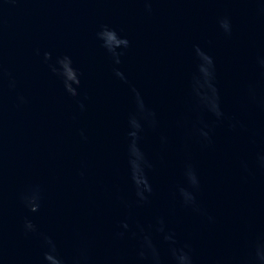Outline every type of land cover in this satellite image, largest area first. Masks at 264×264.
I'll use <instances>...</instances> for the list:
<instances>
[{
    "label": "water",
    "instance_id": "water-1",
    "mask_svg": "<svg viewBox=\"0 0 264 264\" xmlns=\"http://www.w3.org/2000/svg\"><path fill=\"white\" fill-rule=\"evenodd\" d=\"M0 264H264V0H0Z\"/></svg>",
    "mask_w": 264,
    "mask_h": 264
}]
</instances>
